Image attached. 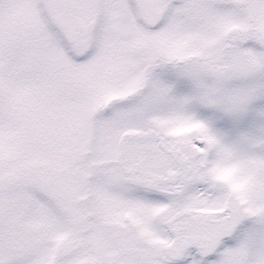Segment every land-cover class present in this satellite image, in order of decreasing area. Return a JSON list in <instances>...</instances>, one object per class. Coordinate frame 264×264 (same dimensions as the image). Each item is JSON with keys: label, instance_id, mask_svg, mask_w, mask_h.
<instances>
[{"label": "snow or ice", "instance_id": "1", "mask_svg": "<svg viewBox=\"0 0 264 264\" xmlns=\"http://www.w3.org/2000/svg\"><path fill=\"white\" fill-rule=\"evenodd\" d=\"M0 264H264V0H0Z\"/></svg>", "mask_w": 264, "mask_h": 264}]
</instances>
